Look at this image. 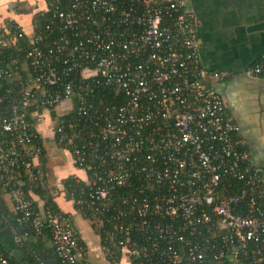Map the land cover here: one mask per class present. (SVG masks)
I'll return each mask as SVG.
<instances>
[{
    "label": "built area",
    "instance_id": "2783aa9c",
    "mask_svg": "<svg viewBox=\"0 0 264 264\" xmlns=\"http://www.w3.org/2000/svg\"><path fill=\"white\" fill-rule=\"evenodd\" d=\"M44 1L55 18L31 36L25 96L66 111L56 143L83 172L74 203L102 233L109 264H264V168L224 105L226 74L201 63L185 0ZM249 74L264 78V59ZM101 88L117 104H89ZM37 134L16 107L0 123L1 179L20 164L43 181ZM16 209L37 236L50 229L61 264H80L73 215L43 219L21 191ZM0 264H11L1 252Z\"/></svg>",
    "mask_w": 264,
    "mask_h": 264
},
{
    "label": "crops",
    "instance_id": "0c3cea01",
    "mask_svg": "<svg viewBox=\"0 0 264 264\" xmlns=\"http://www.w3.org/2000/svg\"><path fill=\"white\" fill-rule=\"evenodd\" d=\"M185 3L197 19L201 63L209 71L226 74L218 84L224 105L247 145L249 158L264 168V78L249 74L264 59V0H185ZM44 8V0H0V32L8 33V23L13 22L32 36L34 18ZM54 126L47 114L37 125L47 150L45 189L51 193L55 206L73 215L75 231L84 245L78 252L79 263L109 264L101 249L103 235L99 228L88 215L76 209L74 200L66 197L65 182L84 175L70 153L55 143ZM3 200L14 213L10 197L3 194ZM32 201L43 213L44 200L34 195ZM34 243L33 252L25 254L30 260L25 264H61L49 236H39ZM122 264H129L128 259Z\"/></svg>",
    "mask_w": 264,
    "mask_h": 264
},
{
    "label": "trees",
    "instance_id": "16d2710c",
    "mask_svg": "<svg viewBox=\"0 0 264 264\" xmlns=\"http://www.w3.org/2000/svg\"><path fill=\"white\" fill-rule=\"evenodd\" d=\"M54 18V12L49 7H45L34 18V33L46 34V26ZM8 29V33L0 32V40L5 42L4 45H0V69L8 71L12 76L0 79V123L9 119L13 114V109L16 107L20 113L25 115L26 121L36 134L38 132L37 125L46 114L54 122V131H56V121L63 123L65 119H68L66 111L61 109V107L56 109L40 105L39 94L25 96V91L32 86L33 81V70L28 57L31 36L29 37L13 22L8 23ZM20 34L22 37H20ZM53 38L50 37L47 41L50 42ZM114 97L115 91L113 89L101 88L96 92L95 96L88 97V102L96 109L103 108L111 104H117L114 101ZM78 99L79 97L76 96L72 101L75 108ZM5 135L4 140L7 141V144H12L13 139L8 133ZM54 141L55 143L57 142L56 132H54ZM33 143V145L40 147L42 150L39 156V166L45 172V156L47 153L45 141L37 134V138L34 139ZM60 148L64 149L63 147ZM8 176L10 177L8 181L0 178V252L8 258L11 264H25V262H30L29 259H26L25 254L33 252L36 247L34 242L39 236L20 224L21 212L16 209L18 193L20 191L23 192V197L31 202L34 211L43 219H45L44 212L48 210L60 215L65 213L57 205L55 206L51 193L45 189V179L37 183L34 182L20 164H16ZM69 185L71 186L68 187ZM65 186L66 197L69 200H74L82 192L86 191L85 182L77 183L73 178H69L65 182ZM3 194L10 197L14 213L10 211L4 202ZM34 195L44 200L46 208L43 213H39L36 203L32 201ZM75 207L79 210L78 205L75 204ZM84 214L83 216L87 219V214ZM44 234L52 239L49 228H45L40 237ZM77 239L79 247H83V242L78 235Z\"/></svg>",
    "mask_w": 264,
    "mask_h": 264
},
{
    "label": "rangeland",
    "instance_id": "374dc122",
    "mask_svg": "<svg viewBox=\"0 0 264 264\" xmlns=\"http://www.w3.org/2000/svg\"><path fill=\"white\" fill-rule=\"evenodd\" d=\"M258 164V163H257ZM86 225H87V227H89V223H86ZM85 234H86V232H85ZM86 238H89V237H92V238H96L97 236L96 235H84Z\"/></svg>",
    "mask_w": 264,
    "mask_h": 264
}]
</instances>
